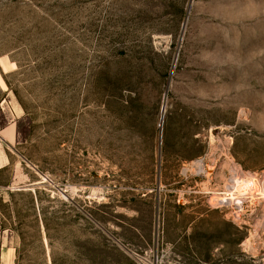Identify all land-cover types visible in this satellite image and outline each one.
<instances>
[{"label": "rangeland", "instance_id": "rangeland-1", "mask_svg": "<svg viewBox=\"0 0 264 264\" xmlns=\"http://www.w3.org/2000/svg\"><path fill=\"white\" fill-rule=\"evenodd\" d=\"M232 164L264 175V0H0V264H264Z\"/></svg>", "mask_w": 264, "mask_h": 264}, {"label": "built area", "instance_id": "built-area-1", "mask_svg": "<svg viewBox=\"0 0 264 264\" xmlns=\"http://www.w3.org/2000/svg\"><path fill=\"white\" fill-rule=\"evenodd\" d=\"M239 172H243L241 168L235 164H232L229 170V177L226 181L227 183L230 181L229 187L225 184L222 191L216 192L218 194L214 193L215 195H219L220 198H222L221 202L219 203V201H216L214 203L211 198L210 203L215 208L231 209L234 215H237L236 217L238 219H242L247 213L248 209L256 208V204L261 202V200L264 202V199L260 194H256L252 199L253 196L248 193V190L253 186V180L243 178L239 179V182H237L233 176L238 175ZM262 177H256L257 186L252 191L260 193L261 186L264 185V178Z\"/></svg>", "mask_w": 264, "mask_h": 264}, {"label": "bare ground", "instance_id": "bare-ground-1", "mask_svg": "<svg viewBox=\"0 0 264 264\" xmlns=\"http://www.w3.org/2000/svg\"><path fill=\"white\" fill-rule=\"evenodd\" d=\"M195 166H197V169L199 170V172H201V174H205V175H207V174H209V171L207 170V167H206V165H205V162L203 161V160H198V162H196L195 164H194ZM239 175V176H238ZM238 175H234L233 177H235V179H236V181L237 182H239V179H251V180H253V186L248 190V193L249 194H251L253 197H252V199L254 198V196L256 195V194H260L261 195V197L264 199V185H262L261 186V191H260V193H256L255 191H252L257 185H256V175L255 174H251V173H248V174H246V173H244V172H239V174ZM262 178H264V175H263V177ZM227 180V179H226ZM229 183H230V181L227 183L226 182V186H228L229 187ZM237 186V185H236ZM215 194H218V193H215ZM221 200H222V198H220V196L219 195H215V196H213V198H212V201L215 203L216 201H219V203L221 202ZM263 201V200H262ZM261 203V202H260ZM263 203V202H262Z\"/></svg>", "mask_w": 264, "mask_h": 264}]
</instances>
